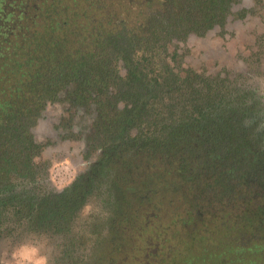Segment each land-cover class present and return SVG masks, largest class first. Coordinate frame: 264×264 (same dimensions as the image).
<instances>
[{"label":"trees","instance_id":"1","mask_svg":"<svg viewBox=\"0 0 264 264\" xmlns=\"http://www.w3.org/2000/svg\"><path fill=\"white\" fill-rule=\"evenodd\" d=\"M237 2L0 0V256L3 243L46 237L55 264H79V209L108 191L110 255L80 264H264V100L247 80L264 71V40L224 76L181 68L168 51L216 34ZM63 91L95 107L101 154L46 192L35 127ZM136 234L159 244L146 261L124 248Z\"/></svg>","mask_w":264,"mask_h":264},{"label":"rangeland","instance_id":"2","mask_svg":"<svg viewBox=\"0 0 264 264\" xmlns=\"http://www.w3.org/2000/svg\"><path fill=\"white\" fill-rule=\"evenodd\" d=\"M254 11L256 12V19L260 20L261 25H263L264 0L258 1ZM229 42L230 49L217 35L209 34L203 37L191 35L185 42H171L168 44V51H177L176 54H179V57L176 58L180 62L181 68L192 69L195 72L204 71L210 75H216L219 72L224 76L225 68L235 70L241 66V63L234 66L232 62L239 61V54L236 49L242 42L241 40L232 42V39ZM251 46V40H247L243 49L245 54H250ZM119 74L121 76L126 74V70L122 65H120ZM249 83L251 89L264 99V75L255 77ZM66 94L64 91L61 92L59 99L46 106L43 117L35 127L36 139L45 143L42 158L49 160L47 174L41 179L39 186L40 189L46 192H50V190L59 191L74 178L76 173L84 171L99 157V150H92V154L85 155L87 149L86 139L91 133L90 124L93 123L96 117L95 107L90 105L86 109L76 105L66 97ZM117 105L123 107L125 101L120 99ZM130 135H134V131ZM150 174H152V171L147 166L139 174V182L142 183V180H146ZM103 189L105 190V187ZM103 193L102 198L99 194H93L83 204L79 209V226L72 230L79 233V243L75 244L77 253L74 256H79L80 263L83 262L84 255L87 256V259L90 258L92 250L99 254L96 256L101 257L100 260L110 255L109 247L114 236L108 221L113 216V210L110 204L103 201V199L105 201L109 199L110 194L108 191ZM152 221L154 219L150 222ZM135 236H131L133 240L128 241L127 246L124 248L130 247L128 251L136 249L138 254L146 261L148 258H146V254L150 255L152 250L150 246L157 248L159 244L154 239V243H144L140 236H137V234ZM1 248L4 251L0 256V264H55V254L58 251L57 244L49 238L36 239L34 236L22 237L14 243H3ZM129 254L130 257L133 256L131 252H126L124 257L126 258ZM248 254L251 257L252 253Z\"/></svg>","mask_w":264,"mask_h":264},{"label":"flooded vegetation","instance_id":"3","mask_svg":"<svg viewBox=\"0 0 264 264\" xmlns=\"http://www.w3.org/2000/svg\"><path fill=\"white\" fill-rule=\"evenodd\" d=\"M258 1L259 0H238L237 4H235V6L233 7V12H238V13H236V14L232 13L231 15H229L227 20H226L227 22L224 24L223 29H219L217 31V33L214 34V35L219 36L222 39V41L225 43V45L228 49H230V42H229L230 39H232V42L234 40H236V41L241 40V42H242V44L239 45L238 48L236 49L238 51V54H239V61L238 62H236V61L232 62V65H234V66H238V63H241V66H239L235 70L231 69V71L241 72V71H244L246 69L247 59L249 56H251V52H250V54H245V52L243 50L244 44L247 40H251V43L254 45V47L257 46L260 41L264 40V24L261 25L260 20L256 19V12L254 11V7L257 6ZM210 35H212V34H210ZM197 37H201V36H197ZM250 48L253 50L252 46ZM250 58L253 59V58H255V56L252 55ZM226 69H228V68H226ZM263 75H264V71L263 72L261 71L258 74V76H263ZM255 77H257V76H255ZM254 78H249L247 80L249 82V81H252ZM70 101L75 103L76 105H79L78 103L74 102L73 100H70ZM79 106L84 107L86 109L89 108V107H85L82 105H79ZM90 129H91V133L89 134V136L86 139L87 149H86L85 155L92 154L91 153L92 150H99V156H100V154H101L100 149L90 147V139L93 135L92 123L90 124ZM42 144L44 145L43 146V151H44L45 150V143H42ZM45 159H47V158H45ZM95 162H93V163H95ZM93 163H91L89 166H91ZM79 164H81V162H79ZM87 168H85L84 171ZM84 171L76 173L74 178L65 186L69 185L80 173H82ZM63 188H61L60 190H62Z\"/></svg>","mask_w":264,"mask_h":264}]
</instances>
